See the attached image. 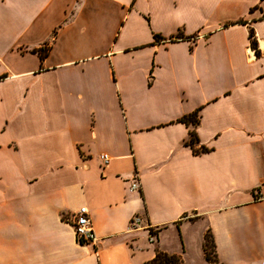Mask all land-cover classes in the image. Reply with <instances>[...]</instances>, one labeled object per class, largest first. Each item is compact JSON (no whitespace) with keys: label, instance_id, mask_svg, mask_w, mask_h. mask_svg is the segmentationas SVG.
<instances>
[{"label":"crops","instance_id":"crops-1","mask_svg":"<svg viewBox=\"0 0 264 264\" xmlns=\"http://www.w3.org/2000/svg\"><path fill=\"white\" fill-rule=\"evenodd\" d=\"M156 251L264 264V0H0V264Z\"/></svg>","mask_w":264,"mask_h":264},{"label":"trees","instance_id":"trees-1","mask_svg":"<svg viewBox=\"0 0 264 264\" xmlns=\"http://www.w3.org/2000/svg\"><path fill=\"white\" fill-rule=\"evenodd\" d=\"M248 37L251 40L250 41L251 47L255 48V43L252 40V38H253V31L252 30L249 31ZM154 39L158 40V39H160V37L154 36ZM176 39H178V37L170 38L169 40L173 41ZM49 49H50V44L47 43L39 49L31 50V52L34 54H37L39 59L42 60L47 55ZM178 122L183 123L187 126H189V125L193 126V127L197 126L198 125L197 112H194L190 115H187V116L180 118L178 120ZM195 142H196L195 133L193 131H190L189 132V140L186 143V145L192 149V152L194 154L204 153L207 151L205 148H201L200 151L193 150V145ZM203 252H204V257H205L206 261L211 262V263H217L216 255L214 252L213 240L208 233H206V235L204 237ZM144 264H182V263H181V259L176 255H168L166 253L156 251L155 256L150 261H147Z\"/></svg>","mask_w":264,"mask_h":264},{"label":"built area","instance_id":"built-area-1","mask_svg":"<svg viewBox=\"0 0 264 264\" xmlns=\"http://www.w3.org/2000/svg\"><path fill=\"white\" fill-rule=\"evenodd\" d=\"M101 160L104 163L108 162L107 156H101ZM139 188L137 181H133L130 185V190L134 191ZM75 238L78 243L80 244H91L95 241L94 231L92 229L90 220L88 218V212L85 207L79 208L73 215H71L70 219L68 220ZM141 225V218L139 216H134L130 223H129V230L135 231L140 228ZM156 239L155 234H149L148 240L149 242H153Z\"/></svg>","mask_w":264,"mask_h":264}]
</instances>
